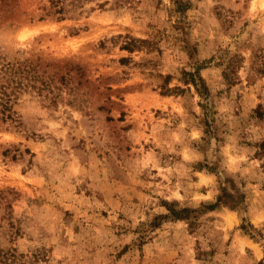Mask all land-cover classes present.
Wrapping results in <instances>:
<instances>
[{
	"label": "rangeland",
	"instance_id": "1",
	"mask_svg": "<svg viewBox=\"0 0 264 264\" xmlns=\"http://www.w3.org/2000/svg\"><path fill=\"white\" fill-rule=\"evenodd\" d=\"M44 1L0 0V264H264V0Z\"/></svg>",
	"mask_w": 264,
	"mask_h": 264
},
{
	"label": "trees",
	"instance_id": "2",
	"mask_svg": "<svg viewBox=\"0 0 264 264\" xmlns=\"http://www.w3.org/2000/svg\"><path fill=\"white\" fill-rule=\"evenodd\" d=\"M93 1L94 4L90 5L88 9L92 10L95 7L103 8L108 0H45L41 3L38 8L41 10V14L38 16V19L45 18L48 15H54L57 19H63L65 17H71L76 12L77 14L82 13L86 10V3ZM193 76V82L196 87L199 89V81L203 82V79L200 75Z\"/></svg>",
	"mask_w": 264,
	"mask_h": 264
}]
</instances>
